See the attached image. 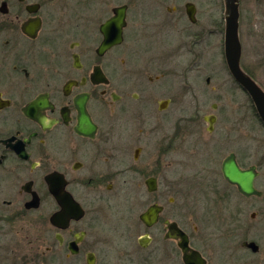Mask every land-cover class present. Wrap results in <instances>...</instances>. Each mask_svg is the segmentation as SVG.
Wrapping results in <instances>:
<instances>
[{
    "label": "flooded vegetation",
    "instance_id": "af4514ba",
    "mask_svg": "<svg viewBox=\"0 0 264 264\" xmlns=\"http://www.w3.org/2000/svg\"><path fill=\"white\" fill-rule=\"evenodd\" d=\"M164 1L153 0L151 17L163 8L185 16L186 39L153 50L140 36L167 24L131 19L122 0H0V264H184L177 231L208 264L193 242L198 226L190 232L187 213H173L176 199L159 194V180L171 177L175 151L194 161L206 157L211 166L218 159L219 150L197 138L205 137L202 122L207 134L215 131L221 45L208 10L213 29L193 31L197 4L186 1L181 10ZM255 20L249 66L245 72L240 57V67L264 92L252 63L264 67V34ZM181 55L185 73L174 83L170 70ZM230 154L240 168L253 166ZM205 173L214 171L200 168L192 177ZM223 180L227 189L212 184L208 191L217 196L213 207L233 214L221 224L222 234L233 236L238 201L262 199L263 192L246 197ZM154 206L148 226L142 216ZM250 242L256 252L245 246ZM233 248L222 246L226 255ZM241 248L260 251L254 240Z\"/></svg>",
    "mask_w": 264,
    "mask_h": 264
},
{
    "label": "rangeland",
    "instance_id": "374dc122",
    "mask_svg": "<svg viewBox=\"0 0 264 264\" xmlns=\"http://www.w3.org/2000/svg\"><path fill=\"white\" fill-rule=\"evenodd\" d=\"M129 4V16L134 20L139 18L142 22L151 23L152 20L159 21L160 24H167L163 31L155 34H145L140 36L139 43L141 46H149L153 50H158L164 40H168L172 45L178 46L186 39L183 34L188 20L186 17L171 16L166 12V8L155 12V16L151 17L154 5L153 0H122ZM162 0H158V2ZM186 1L194 2L199 8V23L198 28H193V31H199L204 25L206 29H213L214 24H207L208 17L205 12L211 13L212 22H216L215 29L217 31V40L221 45L220 72L216 78V82L221 83V96L218 101L219 109L216 112L217 121L213 134H207L206 124L201 123L205 137L197 139L211 144V147L219 150L218 159L214 165H207L206 157H199L196 160L187 159L182 154L174 153L173 172L171 177L162 178L159 180V194L166 191L173 192L176 202L173 205V213L178 212L182 215L187 213L191 226L197 225L199 233L193 238L194 245L199 250H204L208 258V264H264V127L261 124L255 112L252 109L251 102L248 96L237 87L230 78L224 60V2L223 0H167L165 7L170 4H177L178 8L183 10V5ZM264 0H239V39L241 44V66L246 72L249 66L250 55V30L251 21H257V33L261 36L264 34ZM151 11V12H150ZM214 38L211 37L213 43ZM218 45V44H217ZM255 49L258 51L261 46ZM257 57V56H256ZM258 58V57H257ZM187 57L181 55L176 56L172 68L170 70V78L177 83L185 73V63ZM257 59H254L253 65L256 67V79L261 87L264 88V67L257 65ZM191 75V74H190ZM193 76H191L192 78ZM204 76H202L203 78ZM175 125L178 121L174 118ZM235 153L239 163L245 168L253 165L256 166L258 176L255 179V188L263 192L262 199L251 198L249 200L238 201V229L236 235L226 236L222 234L221 224L227 221L230 215L229 211L219 209L213 204L217 203V196L208 191L209 185L219 184V191L223 188H228L221 176L220 166L223 159L229 154ZM208 157V156H207ZM190 160V161H189ZM200 168H211L214 173H205L202 178H193V171ZM193 176V177H192ZM233 189V188H231ZM188 206L186 211H182V207ZM255 213L254 218L251 214ZM241 224V225H240ZM244 240H254L260 247L257 254L245 252L241 248V242ZM235 246L232 249L231 255L225 254L224 244Z\"/></svg>",
    "mask_w": 264,
    "mask_h": 264
},
{
    "label": "water",
    "instance_id": "95a60500",
    "mask_svg": "<svg viewBox=\"0 0 264 264\" xmlns=\"http://www.w3.org/2000/svg\"><path fill=\"white\" fill-rule=\"evenodd\" d=\"M224 2V58L230 76L241 87V89L250 97L258 119L264 127V92L261 88L241 69V44L239 39V0H223ZM186 13L189 21L194 23L193 5L186 4ZM117 15L122 18L124 9L117 11ZM221 172L223 178L231 185L235 186L238 192L246 197L259 196L260 192L254 187V181L258 173L254 166L247 169L239 167L235 155H228L222 162ZM154 181L150 189H154ZM157 209L151 207L147 213L142 216V221L148 226L155 222ZM178 232L181 238L179 246L183 253L184 264H206L205 259L199 252L188 247L187 237ZM245 246L251 248L253 252L257 251V245L253 242L245 243Z\"/></svg>",
    "mask_w": 264,
    "mask_h": 264
}]
</instances>
